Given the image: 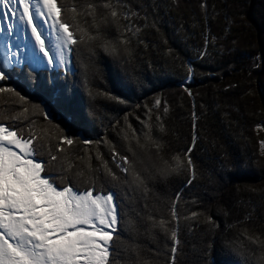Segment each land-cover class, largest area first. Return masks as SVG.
<instances>
[{"label": "trees", "instance_id": "obj_1", "mask_svg": "<svg viewBox=\"0 0 264 264\" xmlns=\"http://www.w3.org/2000/svg\"><path fill=\"white\" fill-rule=\"evenodd\" d=\"M57 2L70 8L101 0ZM109 2L118 4L115 22L111 18L106 24L99 21L103 9L96 13L98 28L89 15H78L74 21L93 37L99 31V37L80 44L78 54H73L75 75L67 80L59 77L70 90L68 106L76 113L68 134L79 137L83 132L88 140L99 143L66 146L65 163L72 165L70 172L89 164L97 169L98 152L117 171L112 148L131 160V147L142 162L138 168L146 167L154 174L146 180V193L125 189L133 226L131 231L121 232V240L134 242L147 264H167L171 243L164 231L151 227L148 216H152L156 221L164 220L168 228L179 225L176 264H204L201 249L209 238L214 241L213 255L224 264L227 257L221 250L232 241L229 236L237 238L256 226L258 235L264 231V193L255 196L243 186L258 180L252 174L261 170L254 128L264 117L255 119L260 108L253 109V98L249 97L259 71L258 45L262 42L256 28L245 24L243 18H264V0ZM80 10L77 7L78 13ZM64 15L74 14L65 11ZM120 40L125 43L119 44ZM104 41L117 44L118 54L104 51ZM186 79H190L189 96L180 87ZM10 86H16L15 81ZM173 86L176 97L171 103L165 96ZM159 94L160 105L150 111V102ZM29 99L41 103L31 96ZM19 112L20 103L11 94L0 93V119ZM132 115L145 120V127ZM148 115L150 121H146ZM29 119L37 129L44 125L38 114ZM54 123L65 128L59 120ZM21 126L27 128L28 121ZM133 133L143 147L132 139ZM145 133L159 143V149L145 140ZM174 156H190L195 175L187 169L167 175L155 171L153 165L160 166L163 161L172 164ZM237 159L244 161L242 166H236ZM54 163H61L60 156ZM97 175L99 186L103 172ZM174 202L178 221L171 216ZM193 212L198 214L196 218L191 217ZM207 217L216 222V228L210 227ZM241 238L245 246L257 250V244Z\"/></svg>", "mask_w": 264, "mask_h": 264}, {"label": "snow or ice", "instance_id": "obj_2", "mask_svg": "<svg viewBox=\"0 0 264 264\" xmlns=\"http://www.w3.org/2000/svg\"><path fill=\"white\" fill-rule=\"evenodd\" d=\"M117 7L109 0L73 4L70 8L57 0H0V93L11 94L20 103L17 115L0 119V264H147L139 247L121 240L120 234L133 226L125 189L146 193V180L154 173L146 167L138 168L142 162L131 147V160L112 148L117 171L97 152V169L89 164L70 172L72 165L65 163L63 155L66 146L99 143L68 134L76 113L68 106L70 90L59 77L67 80L75 75L73 54H78L80 44L99 37V31L93 37L74 21L78 15H89L98 28L97 10H104L99 21L106 24L109 18L112 22L118 19ZM65 11L74 15L65 16ZM101 46L106 52L118 54L117 44L111 41ZM13 81L16 86H10ZM30 96L41 103H32ZM37 114L44 121L39 129L29 119ZM56 120L65 128L54 123ZM25 121L27 128L21 126ZM144 136L159 149V143L148 133ZM132 139L139 145L134 133ZM260 143L264 149V141ZM57 156L61 158L59 164L54 163ZM172 160V164L163 161L153 168L162 175L182 169L195 175L190 156H174ZM234 163L240 167L244 161L237 159ZM101 171L103 184L97 186ZM190 215L198 216L195 212ZM171 216L179 220L175 202ZM148 220L151 227H159L168 236L171 247L167 264H176L179 225L168 228L162 219L148 216ZM207 220L211 228L217 227L211 217ZM246 238L258 245L257 250L252 251L239 240L226 242L221 250L227 257L224 264H264V242L258 237ZM213 246L209 238L201 249L204 264H221L213 255Z\"/></svg>", "mask_w": 264, "mask_h": 264}, {"label": "rangeland", "instance_id": "obj_3", "mask_svg": "<svg viewBox=\"0 0 264 264\" xmlns=\"http://www.w3.org/2000/svg\"><path fill=\"white\" fill-rule=\"evenodd\" d=\"M262 18H263V16H262ZM262 18H260V16H253V15H249L248 18L247 17L243 18V21L245 22V24L252 25L253 29L256 28L255 32L257 31L258 40L260 42H262V43H260V45H258V47H259L258 48V51H259L258 52L259 53V59H258L259 61L258 62L259 63H258L257 69L259 71H258V75L256 76L257 79L255 80V86L253 87V91L249 96V97H251L250 99L253 98V103L251 104V107L253 109L260 108L259 114L255 113V119H260L261 117L264 116V104H263V102H264V91H263V87H264V74H263V72H264V66H263L264 65V49H263V47H264V33H263V31L264 30L262 29V28H264V18L263 19ZM260 38H261V40H260ZM189 82H190V79H186L184 81V84L180 85L182 90L184 92H186L188 96L191 95V91L187 86L189 84ZM175 90H176V87H174V86L169 87L168 91L166 90L167 91L166 93H168L165 96L167 99V102H171V103L173 102V99L176 97L174 95ZM160 94H161V92H160ZM160 94L158 95V97L154 98L150 102L151 104L149 105L150 107L148 108L150 111L157 108L160 105L161 100H162L160 97ZM196 95H197V90H196ZM157 99L159 100V104L156 103ZM254 104L255 105L257 104L258 107L256 106V108H254ZM169 105H170V103H169ZM170 107H172V106H170ZM165 109L168 110L167 107ZM166 111L164 110V112H166ZM169 111H170V109H169ZM132 117H133V119L138 121L137 122L138 124H140V122H142V128L145 127V122H143L145 120H140L135 115L134 116L132 115ZM146 121H150L149 115L147 116ZM258 126H256L254 129L257 131L256 136L258 138L259 154L261 157V162H260L261 170H260V172L252 173V174H255L258 176L257 181H248L245 183V185H243L245 188L244 191H248L250 194H253L255 196H259V195H262V193H264V149H262L261 143H260L261 141H264V117L262 119L261 124H259ZM143 131H144V129L142 130V132ZM79 137L82 140L87 139L83 132L79 133ZM207 216H209V215L207 214ZM258 227L256 226V227H251L250 229H247L249 232H247L245 235H242V236H244V238L247 239L246 238L247 236H252V234H253L255 237H258L261 242H264V231L262 230L261 234H259V235H258V232H255L258 229ZM252 229H254V230H252ZM241 233H242V231H241ZM242 236L239 235V236H237V238H235L234 236H232V237L229 236L228 240H232V241L239 240L242 242L243 241V238H241ZM245 239H244V241H245Z\"/></svg>", "mask_w": 264, "mask_h": 264}]
</instances>
